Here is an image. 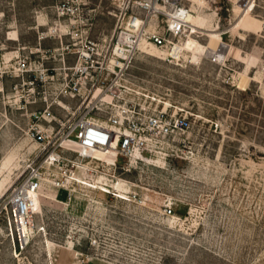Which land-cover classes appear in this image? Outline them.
<instances>
[{
    "label": "rangeland",
    "instance_id": "obj_1",
    "mask_svg": "<svg viewBox=\"0 0 264 264\" xmlns=\"http://www.w3.org/2000/svg\"><path fill=\"white\" fill-rule=\"evenodd\" d=\"M129 1L0 0V264H264V0H181L200 29L139 49L99 117L170 109L185 128L117 168L100 153L89 165L87 183L129 200L44 188L13 235L3 205L40 153L30 129L95 102L99 76L74 75L75 52H105Z\"/></svg>",
    "mask_w": 264,
    "mask_h": 264
},
{
    "label": "built area",
    "instance_id": "obj_2",
    "mask_svg": "<svg viewBox=\"0 0 264 264\" xmlns=\"http://www.w3.org/2000/svg\"><path fill=\"white\" fill-rule=\"evenodd\" d=\"M190 10L181 0H130L119 31L105 52L99 51L92 41H87L75 52L78 60L71 70L74 75H85V78H81L85 83L92 71L99 76L92 79V85L97 86V97L91 105L84 109L79 106L71 116L60 120L57 127L36 124L30 129L40 153L28 163L26 178L3 205L12 232L14 220L20 245L23 241L19 221L23 227V220L25 225H30L33 218L32 191L75 188L81 177L90 172L92 166L89 165L104 163L97 158L98 152L112 154L111 165L117 168L119 157L132 160L138 151L144 152L150 143L157 145L162 139L185 128L186 119L172 114L170 109L150 113L122 106L118 107L117 114H109L106 118L99 116L104 112L100 105L108 102L110 94H118V79L136 57L142 41L147 40L159 48H165L167 52L175 44H182L192 33L186 19ZM160 17L166 18L162 31L154 20ZM167 58L175 60L172 55ZM79 84L78 80L69 83L67 89L73 92ZM101 191L123 199L117 193ZM165 212L171 214L172 208L165 209Z\"/></svg>",
    "mask_w": 264,
    "mask_h": 264
},
{
    "label": "bare ground",
    "instance_id": "obj_3",
    "mask_svg": "<svg viewBox=\"0 0 264 264\" xmlns=\"http://www.w3.org/2000/svg\"><path fill=\"white\" fill-rule=\"evenodd\" d=\"M190 8V7H189ZM191 9V8H190ZM191 13H192V9L190 10V12H188V15L186 16V19H187V21H188V18H189V16L191 15ZM188 23H189V25H190V27L192 28V31H194V29H195V27H199V29H200V27L201 26H198L197 25V23H194V22H189L188 21ZM218 29H215V28H212V29H209L208 31H210V32H216ZM178 44H175V46H177ZM154 47V48H159V47H157V46H155L153 43H150L149 41H147V40H144V41H142L141 43H140V49L142 48V47ZM194 53V52H193ZM170 56V55H169ZM178 60H180V59H178ZM113 63H116V60H113ZM181 64V63H180ZM121 84V83H120ZM122 85V84H121ZM119 91V90H118ZM118 96V95H117ZM114 98V97H113ZM111 101V100H110ZM156 146V144L155 143H150L149 144V146L144 150L145 152L146 151H151L152 149H153V147H155ZM103 154V155H106V156H108L109 157V159H108V163L109 164H111V156H112V154H107V153H105V152H98L97 153V155L98 154ZM144 152L143 151H141V152H137V154L135 155V156H137V155H142ZM87 165V164H86ZM88 166V165H87ZM80 181V183H82V184H87V185H89V186H91L92 188H99L96 184H94V185H92L91 183H87L84 179H83V177H81V179L79 180ZM100 190H105L106 192H109V191H107L106 189H104V188H99ZM39 191H41V190H39ZM39 191H32L31 193H30V198H31V207L33 206V203H34V199H35V195L39 192ZM119 197H121V198H123V199H126V200H129V198L128 197H126V196H122V195H118ZM30 227V225H25V221L23 220V227H22V225H21V222L19 221V228H20V232H21V229H22V233H21V236L22 237H24L25 238V233H24V229H25V227ZM30 229V228H29ZM23 234V235H22Z\"/></svg>",
    "mask_w": 264,
    "mask_h": 264
}]
</instances>
